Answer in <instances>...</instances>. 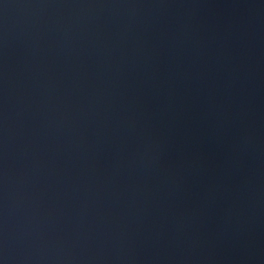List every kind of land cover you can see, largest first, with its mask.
<instances>
[{
	"label": "water",
	"instance_id": "1",
	"mask_svg": "<svg viewBox=\"0 0 264 264\" xmlns=\"http://www.w3.org/2000/svg\"><path fill=\"white\" fill-rule=\"evenodd\" d=\"M0 264H264V0H0Z\"/></svg>",
	"mask_w": 264,
	"mask_h": 264
}]
</instances>
